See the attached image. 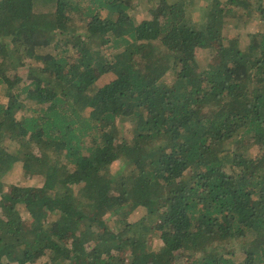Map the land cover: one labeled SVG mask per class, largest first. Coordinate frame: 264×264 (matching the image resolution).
Segmentation results:
<instances>
[{
  "label": "trees",
  "instance_id": "16d2710c",
  "mask_svg": "<svg viewBox=\"0 0 264 264\" xmlns=\"http://www.w3.org/2000/svg\"><path fill=\"white\" fill-rule=\"evenodd\" d=\"M194 2L0 0V264H264V0Z\"/></svg>",
  "mask_w": 264,
  "mask_h": 264
},
{
  "label": "rangeland",
  "instance_id": "374dc122",
  "mask_svg": "<svg viewBox=\"0 0 264 264\" xmlns=\"http://www.w3.org/2000/svg\"><path fill=\"white\" fill-rule=\"evenodd\" d=\"M199 6H200V0H195L194 5L191 7V9L194 11H199ZM141 8L146 10L149 8V5H147L146 2H142ZM134 14H135L137 20H142V18L145 16V14H143L139 11H136V13H134ZM231 29H232V31H231ZM247 29H248V27L245 26L244 28L240 29L241 30L240 31V30L234 28V25L231 24L228 28V31H231L230 33L232 34V36L242 38V35L245 34ZM212 112H213L212 108L206 109L204 114L205 115H211ZM122 129H124V127H122ZM29 180L30 179L26 175L22 174L21 167H20V168L13 170V172L10 175H7L5 177V184H6V186H8L10 184L25 185L28 182H30ZM34 186H37V185H34ZM21 207H23V206H20L19 208H21ZM23 212H24V216L28 217V213L25 210H23ZM151 244H152V247L154 249H158V248H160L162 241L160 239H154Z\"/></svg>",
  "mask_w": 264,
  "mask_h": 264
}]
</instances>
